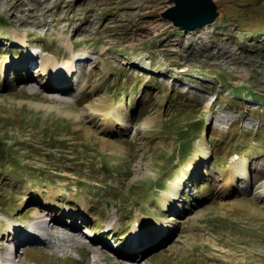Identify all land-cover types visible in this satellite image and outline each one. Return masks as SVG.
Here are the masks:
<instances>
[{
  "label": "rangeland",
  "instance_id": "rangeland-1",
  "mask_svg": "<svg viewBox=\"0 0 264 264\" xmlns=\"http://www.w3.org/2000/svg\"><path fill=\"white\" fill-rule=\"evenodd\" d=\"M213 1L215 22L182 32L161 17L168 0H0V63L39 57L9 65L0 81V139L13 150L0 165V257L8 242L13 264H93L92 253L97 264H131L104 241L169 229L141 263L264 264V202L223 195L217 174L243 160L252 183L264 179L255 165L264 156V0ZM18 35L26 48L13 45ZM41 53L59 66L74 56L82 92L40 86ZM96 102L115 120L82 115ZM124 114L145 129L129 137ZM41 216L55 238L29 245L21 238ZM79 229L103 242L82 244Z\"/></svg>",
  "mask_w": 264,
  "mask_h": 264
},
{
  "label": "bare ground",
  "instance_id": "bare-ground-1",
  "mask_svg": "<svg viewBox=\"0 0 264 264\" xmlns=\"http://www.w3.org/2000/svg\"><path fill=\"white\" fill-rule=\"evenodd\" d=\"M4 43V42H3ZM13 43V42H12ZM12 43H9L12 44ZM26 40L24 39V36H17L14 44L17 47H22V48H26L27 44H26ZM68 49H70V46L68 47ZM41 55H43L40 58L39 61V65H38V69H37V73L36 76H42L40 81H39V85L43 86L45 89H51L52 87L55 86H59V87H63L64 89H69V87L72 86L73 83H77L76 85V93L75 94H80L83 90V87H85V84H82V86H80L78 83V80L75 79L76 78V65H75V57L73 56V58L71 59V62L68 63V65H60L56 64L57 62H55V57L54 55H48L45 53H41ZM39 59V57H37V55H34V53H30L28 54V56H22L21 58L19 57H15V58H7L4 59L1 63H0V81H2L3 76L6 74V67H8L9 65H14L15 64H20L24 67H28L30 62H33L35 60ZM64 64V63H63ZM64 66V67H62ZM91 68V66L89 67ZM27 80V77H26ZM30 82L29 80H27V83ZM60 88V89H61ZM62 88V89H63ZM64 94L60 93V94H53V98H56L57 96H59L58 98L61 99ZM68 95V94H67ZM30 104L37 108V109H44L47 112H50L52 110H58L59 112H62L61 109L56 106V105H52V104H44L42 102H38V101H30ZM67 115L71 116L72 118L79 120L80 117L82 115H84L85 117L92 119L94 117L100 116L101 118H104L105 116H109L111 117V120H115L114 115L113 114H109V112L104 111L101 108V104L99 102L93 103L92 105H90L86 110H84V113L81 115L80 113H75L72 111H65ZM120 120V128L121 130L127 132V134H129V137H134L138 132H140L141 130L145 129V125L146 123L141 124L138 129H132L130 122H129V118L127 114H124L123 116H120L119 118ZM103 130V128L101 129ZM88 134H90L89 132H87ZM114 147V146H113ZM105 148V147H104ZM116 150V149H115ZM205 156H203L200 161L205 160V157L207 155V153L209 152V149L205 150ZM193 163V168L195 171L198 172L199 167L198 164L196 162H192ZM255 165H261L259 166L260 169L264 170V156L260 157L259 160L255 163ZM254 165V166H255ZM252 165H248L246 164L243 160L240 161H233V163H231L228 168L223 169V170H217V174L220 175V186L221 191L223 193V195H228V193L232 192V191H237L238 193H242V194H249L250 196H252L253 199L257 200V201H263L264 202V179H262V176H260L258 173L256 175V177L253 180H250L249 174H250V170L252 169ZM253 184V185H252ZM171 195V199L173 200L175 198V194L174 193H170ZM206 195L205 192L200 193L199 195H197L196 199H202V196ZM167 208L170 210L175 209L178 210L180 212H182L185 208L182 207V205L179 203L175 204L174 203H170ZM37 210H39L38 208H36ZM86 218V216L84 217ZM87 219H92V217L88 216ZM87 221V220H86ZM176 222L178 220H175ZM34 223L35 227L34 229H37L36 232L32 233L31 235H28L25 238H21L22 240L25 239L27 242V244L29 245H35L38 243H47L48 242V237L51 238H55L54 234L51 231V227L49 226V223L46 222V219L44 217H40L39 219H37ZM57 225H63L61 222H54ZM67 225H71V226H76V228L78 227L75 223H66ZM107 224V223H106ZM81 227V226H80ZM107 229L111 228V224L109 223L107 225ZM140 227V226H139ZM16 228V227H15ZM151 228V227H150ZM152 230L149 231H144L143 236L142 237L140 235H132L131 239H129L128 241L121 243V245H118L116 247L117 254L118 256L123 259V261L131 263V264H148L147 262L141 263V261H144V258L146 256V251H147V245L153 244L151 243L152 241H155L154 239H168V237L172 234V231L169 229L163 230L161 234H157L154 235L152 233ZM157 231V230H156ZM63 234V233H62ZM59 235L58 237L61 240H66V237L63 235ZM154 235V236H153ZM159 239V240H160ZM70 240L78 242L74 237H72ZM157 241V240H156ZM105 245L108 246V243L106 241H104ZM116 244V243H115ZM3 246H5L7 249H9L8 253L6 256H1L0 260H4L5 258L6 261H11V253L13 251V247L11 248V245L7 242V243H3ZM24 247V246H22ZM26 247V246H25ZM111 247V246H110ZM139 252V256L135 258L134 257V253ZM94 255H96L94 253ZM94 257V256H93ZM138 259V260H137ZM137 260V261H136ZM11 263V262H10Z\"/></svg>",
  "mask_w": 264,
  "mask_h": 264
},
{
  "label": "water",
  "instance_id": "water-1",
  "mask_svg": "<svg viewBox=\"0 0 264 264\" xmlns=\"http://www.w3.org/2000/svg\"><path fill=\"white\" fill-rule=\"evenodd\" d=\"M173 5L161 13L179 31L200 29L215 22L219 16L213 0H168Z\"/></svg>",
  "mask_w": 264,
  "mask_h": 264
},
{
  "label": "trees",
  "instance_id": "trees-1",
  "mask_svg": "<svg viewBox=\"0 0 264 264\" xmlns=\"http://www.w3.org/2000/svg\"><path fill=\"white\" fill-rule=\"evenodd\" d=\"M257 37L258 36H255L254 38H257ZM234 95H236V93H234ZM245 97H249L252 100H257L258 102H263L262 96L256 95L255 93H247ZM239 100L240 99L235 100L234 104H238ZM12 153H13L12 148L8 147L3 139H0V165L5 164L4 162H7L6 159L11 157ZM2 157H4L5 160Z\"/></svg>",
  "mask_w": 264,
  "mask_h": 264
}]
</instances>
